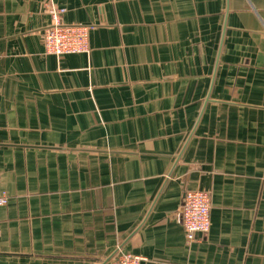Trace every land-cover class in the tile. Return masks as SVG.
Returning <instances> with one entry per match:
<instances>
[{"label": "crops", "instance_id": "obj_1", "mask_svg": "<svg viewBox=\"0 0 264 264\" xmlns=\"http://www.w3.org/2000/svg\"><path fill=\"white\" fill-rule=\"evenodd\" d=\"M45 2L0 0V264H264V0H54L61 57Z\"/></svg>", "mask_w": 264, "mask_h": 264}, {"label": "built area", "instance_id": "obj_2", "mask_svg": "<svg viewBox=\"0 0 264 264\" xmlns=\"http://www.w3.org/2000/svg\"><path fill=\"white\" fill-rule=\"evenodd\" d=\"M50 11L51 23L43 32V42L47 53L61 57L69 54H83L90 51L89 36L91 27L85 25H68L62 22L65 9H60L54 0H46ZM9 204L7 196L0 194V208ZM182 226L186 238L195 241L200 235H206L212 225L211 196L203 190L186 191L183 197ZM141 256L117 251L109 264H142Z\"/></svg>", "mask_w": 264, "mask_h": 264}, {"label": "rangeland", "instance_id": "obj_3", "mask_svg": "<svg viewBox=\"0 0 264 264\" xmlns=\"http://www.w3.org/2000/svg\"><path fill=\"white\" fill-rule=\"evenodd\" d=\"M49 54V53H48ZM52 55V54H51ZM57 57V56H56Z\"/></svg>", "mask_w": 264, "mask_h": 264}]
</instances>
